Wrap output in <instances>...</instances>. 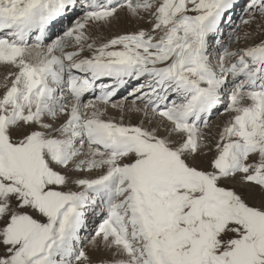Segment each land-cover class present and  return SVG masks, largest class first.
I'll use <instances>...</instances> for the list:
<instances>
[{
    "label": "snow or ice",
    "instance_id": "snow-or-ice-1",
    "mask_svg": "<svg viewBox=\"0 0 264 264\" xmlns=\"http://www.w3.org/2000/svg\"><path fill=\"white\" fill-rule=\"evenodd\" d=\"M235 6L0 0V264H264V0L225 42ZM125 10L150 27L102 35Z\"/></svg>",
    "mask_w": 264,
    "mask_h": 264
},
{
    "label": "bare ground",
    "instance_id": "bare-ground-1",
    "mask_svg": "<svg viewBox=\"0 0 264 264\" xmlns=\"http://www.w3.org/2000/svg\"><path fill=\"white\" fill-rule=\"evenodd\" d=\"M237 2V0H236ZM236 13V11H235ZM238 14V13H237ZM70 16V15H69ZM68 16V17H69ZM232 17H235V14H232ZM139 20L136 19V18H131L128 14H127V11H122L119 13V19L115 20L112 25H115L116 24H120L121 25V29L118 30L120 33H123V32H132V31H136L137 29L133 30L132 27H135L134 25L138 22ZM140 24H143V22H141ZM125 25L126 27H129L130 29H127V28H123L122 26ZM144 26V25H143ZM147 27V26H146ZM253 28L255 27L254 25L252 26ZM228 32H230V30L227 28ZM117 31V32H118ZM117 32H113L111 30V27H107L104 29L102 35L104 36H109V35H113ZM225 32L224 31V35L223 37L221 36V39L224 40L225 42H227V37L229 36V33H228V36L226 35L225 37ZM119 34V33H118ZM8 71H14V69H10L8 67H5V66H2L0 65V84L3 83V79H4V76L7 74ZM3 91H4V88L3 87H0V95L3 94ZM218 111V110H217ZM109 115H112V116H118V113L116 110H109ZM215 114H213L214 116ZM140 114H135V115H132L131 116V123L135 124V123H138L139 120H140ZM229 119V117H222L220 119H216L213 121V123H211V137H210V145H214L215 143V137H216V133L220 130V128L223 127L224 123ZM213 120V119H212ZM215 155V149L213 148L212 150V154H211V157L207 158V156H205L203 158V160H207V159H211L213 156ZM202 159V158H201ZM199 163V159L197 161ZM239 190V189H238ZM97 217V221L98 222V218H101L102 216H95ZM95 222L92 223L90 225V228H95ZM87 233L85 232L84 235H86ZM92 255V258L94 261L102 258V257H107V258H110V254L109 253H105V252H94V253H90Z\"/></svg>",
    "mask_w": 264,
    "mask_h": 264
},
{
    "label": "rangeland",
    "instance_id": "rangeland-1",
    "mask_svg": "<svg viewBox=\"0 0 264 264\" xmlns=\"http://www.w3.org/2000/svg\"><path fill=\"white\" fill-rule=\"evenodd\" d=\"M244 1H246V0H243V2ZM239 2V0H237V3ZM78 15H82L81 14V12H79L77 15H75V16H73V18L70 20V22H72L73 20H75L77 17H78ZM141 22H143V24H140ZM144 25V26H143ZM71 26V25H70ZM69 26V27H70ZM135 27H132L133 28V30H135V29H139V28H141V27H143V28H148V27H150V25L146 22V21H142V20H139L135 25H134ZM147 26V27H146ZM111 27V30L113 31V32H117L118 30H120L121 29V25L120 24H116V26L115 25H111L110 26ZM123 28H127V29H130L129 27H126L125 25H123L122 26ZM245 27H247V26H244L243 28H242V31L244 30V28ZM118 33H120L119 31L117 32V33H115V34H118ZM48 43H50V42H48ZM129 100H131V97L129 98ZM133 115H135V114H133ZM227 117L228 115L227 114H224L223 113V110L222 111H220V114H218L215 118H213V120L211 121V123H213V121L214 120H216V119H220V118H222V117ZM214 124V123H213ZM211 146V145H210ZM211 154H212V151L211 152H209L208 154H207V158H209V157H211ZM204 157H202V159H203ZM201 159V158H200ZM207 160H209V159H207ZM207 160H205V161H207ZM81 175H83V173L81 174ZM227 183V185L228 186H230V187H235V189L238 191V192H245V194H246V186H244V185H241L240 183H239V180H238V178H237V180H234V181H227L226 182ZM239 189V190H238ZM250 203L251 202H253V201H249ZM100 223V222H99ZM98 223V224H99ZM98 224H97V226H98Z\"/></svg>",
    "mask_w": 264,
    "mask_h": 264
}]
</instances>
